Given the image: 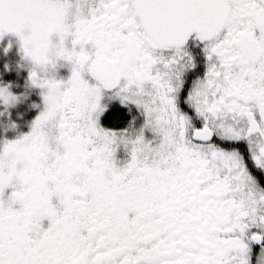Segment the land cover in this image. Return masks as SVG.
Returning a JSON list of instances; mask_svg holds the SVG:
<instances>
[{
    "label": "snow or ice",
    "instance_id": "6c2138e0",
    "mask_svg": "<svg viewBox=\"0 0 264 264\" xmlns=\"http://www.w3.org/2000/svg\"><path fill=\"white\" fill-rule=\"evenodd\" d=\"M5 33L70 75L0 140V264H264V0H0Z\"/></svg>",
    "mask_w": 264,
    "mask_h": 264
},
{
    "label": "flooded vegetation",
    "instance_id": "af4514ba",
    "mask_svg": "<svg viewBox=\"0 0 264 264\" xmlns=\"http://www.w3.org/2000/svg\"><path fill=\"white\" fill-rule=\"evenodd\" d=\"M4 46H6L4 48ZM22 51L19 46V42L17 37L14 33H5L2 38H0V82L7 83L9 90L15 94L17 92H22L23 90H31L37 88V86L31 85V87H25V84H23V81L26 82V80H29V67L28 62L24 59H22ZM63 66H58L56 70L57 78H63L67 79V77L70 75V67L64 63L60 62ZM25 67L27 69H25ZM21 68L25 69V71L28 72L26 74V77L23 76ZM23 77L25 79H23ZM23 80V81H22ZM44 91V89H42ZM16 95V94H15ZM41 104L39 105L37 109H34L32 113L34 116L32 118H28V120H22V113L21 110L16 114H13V118L17 120H11L12 124L14 126L11 127L4 125V120L8 117V109L5 105H2L0 103L1 109L0 114H2V118L0 119V140H11L16 139L22 134H25L31 130V123L35 119V117L39 114V112L43 109V98L41 99ZM112 112H119L121 115L124 114V109L119 108L116 106H113ZM133 112H135V109H133ZM128 116H125V121L128 119ZM104 124L107 126H111V114L109 116L104 117ZM124 124L121 123L117 125V127H123ZM118 162L123 163L124 162V153L122 151L118 152ZM45 226H47V221H44Z\"/></svg>",
    "mask_w": 264,
    "mask_h": 264
},
{
    "label": "rangeland",
    "instance_id": "374dc122",
    "mask_svg": "<svg viewBox=\"0 0 264 264\" xmlns=\"http://www.w3.org/2000/svg\"><path fill=\"white\" fill-rule=\"evenodd\" d=\"M5 47L6 46H4V48ZM25 69H27V68L25 67ZM25 69L21 68L24 77H26V74H28V72L25 71ZM24 77H23V79H25ZM23 84H25V87H29V88L31 87V83L28 80H26V82L23 81ZM3 85H7V83L0 82V86H3ZM42 93H43V90L39 87L32 89V91L31 90H23L21 93L20 92L15 93L16 96L18 97V99L14 104L6 106V108L8 109L9 118L7 117L4 120L3 124L7 125V126L11 125V127H12L14 124H12L11 120H17L18 119V118L14 119L13 114L17 115L19 110H21V113H22L21 114L22 120L26 121V120H28V118H32L34 116L32 111L34 109H37L39 105H42L41 104L42 103L41 99L43 98ZM2 105H4V104H2ZM0 109H1V106H0ZM1 118H2V114H0V119Z\"/></svg>",
    "mask_w": 264,
    "mask_h": 264
},
{
    "label": "clouds",
    "instance_id": "9594fccd",
    "mask_svg": "<svg viewBox=\"0 0 264 264\" xmlns=\"http://www.w3.org/2000/svg\"><path fill=\"white\" fill-rule=\"evenodd\" d=\"M18 39L20 49L22 51V59L28 62L29 71H39L41 73V78H46L54 74L55 67L60 64V62L67 63L59 55V48L57 45L60 43L59 35H56L51 42V47L49 48V64L44 65L39 60L35 59L31 51L25 52L24 49L27 47V37L28 33L15 34Z\"/></svg>",
    "mask_w": 264,
    "mask_h": 264
}]
</instances>
